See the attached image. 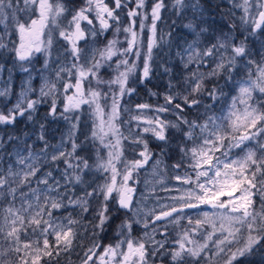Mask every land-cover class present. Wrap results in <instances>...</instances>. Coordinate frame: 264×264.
Wrapping results in <instances>:
<instances>
[{"label": "snow or ice", "instance_id": "1", "mask_svg": "<svg viewBox=\"0 0 264 264\" xmlns=\"http://www.w3.org/2000/svg\"><path fill=\"white\" fill-rule=\"evenodd\" d=\"M169 7L187 22L166 41L157 22ZM0 25V50L11 52L12 67L18 63L28 74L9 106L7 69L0 125L15 128L20 118L39 124L32 143L11 132L0 136V264H60L76 247L80 264L264 259V0H0ZM100 37L102 48L95 46ZM61 40L63 60L56 50ZM165 44L169 53L161 55ZM36 53L44 55L41 68L25 67ZM113 63L115 75L104 79ZM154 65L168 82L163 93L147 94L162 95L163 104L122 107L125 97L137 94L132 85L147 87ZM44 102L43 120L70 124L58 143L34 120ZM85 105L92 124L79 140ZM122 112L129 121H121ZM166 113L173 118H162ZM130 121L140 131L130 128L125 136L120 128ZM86 146L95 159L80 154ZM149 169L148 193L155 195L159 185L167 194L155 195L152 206L148 195H138L140 176ZM169 175L176 184L166 183ZM82 235L90 237L87 246Z\"/></svg>", "mask_w": 264, "mask_h": 264}, {"label": "rangeland", "instance_id": "2", "mask_svg": "<svg viewBox=\"0 0 264 264\" xmlns=\"http://www.w3.org/2000/svg\"><path fill=\"white\" fill-rule=\"evenodd\" d=\"M76 3H79V0H75ZM150 2V0H149ZM168 3L171 2V0H167ZM173 10L171 9V7H169L167 10H165L164 12H162V19L160 21L157 22L158 25V35H164L165 40L167 41L169 38L167 36V33H169L170 31L173 32L174 34L176 33H181L184 29L182 28V23H186L187 21H183L180 22V19L178 16L173 15ZM172 12V13H171ZM168 16L169 19H168ZM123 18V17H122ZM168 19V22L166 21ZM176 21V24L174 27L172 26V22ZM126 22V20H125ZM177 22H180L179 25H177ZM146 23H150V21H147ZM3 31V26L0 25V32ZM185 31V30H184ZM105 36L107 37V39H112L113 38V33L111 31H109L108 33H105ZM6 38V42H7ZM10 39H16V37H10ZM118 39L121 41V44H123L124 42V36L123 34L119 35ZM100 43L96 44V47H103V44L106 43V40L104 37H100ZM60 43H63V41H59V43H57L56 45V50L59 51V53L61 54V60H63V49L60 48ZM120 45H118L119 47ZM123 46H126V44H123ZM9 47H11V44H9ZM146 51V47L142 48V52ZM154 51H161L160 49L154 50ZM177 51V49L175 47H173L171 49V53H175ZM0 53H2V55H0V65H5L6 66V70L0 72V88H3L6 86V81H8L9 79V74L7 69L11 68L12 69V73H11V83H10V87L12 89V95L9 98V106H11V104H14L17 101V98L20 95L21 89L25 87V81L28 79V74L21 71L19 64L17 63L16 67L13 68V60L10 58L12 56L11 52H5L3 50H0ZM169 53V49L167 44L164 45L163 50L161 52V55L167 54ZM57 54V52L54 50V56ZM167 58V57H166ZM115 57L113 58V61H115ZM131 59H135V57H130ZM43 60H44V55L42 53H36L33 57L32 60V64H25V67L31 68L33 65L39 69L41 68L42 64H43ZM170 63H176L177 59L176 58H171ZM137 63L139 64L140 62L137 61ZM156 63L159 64L160 63V57L156 58ZM155 65H154V73L155 71ZM114 68H115V64L113 63L112 68H109L107 70L106 73H104V79H109L111 76L115 75L114 72ZM208 68H204L202 69V71H208ZM161 73V70H158V74ZM140 71L139 69H137L135 75L133 77H131V80H135L137 76H139ZM34 79L32 80V86L34 88H36L37 90L40 87L41 81L38 77H36V74L33 73L32 74ZM164 79H158L156 78V76L154 75V77L151 79L150 82H146L147 87H145L144 85H137L134 84L132 86L137 88V94L132 95L130 98L129 97H125L124 100L121 101V106L122 107H131L134 110V105L135 103H139V102H148V103H152V104H163V96H148V89H151L152 91H156L159 93H163L166 90V85L168 82V78L167 76L161 75ZM162 81V82H161ZM221 84H223V81H220ZM38 94V93H37ZM28 97L30 99H36V95L32 94V93H28ZM130 101V103H126ZM110 103V101H109ZM84 111H82L80 113L81 115V124H80V131L77 133V136L79 137V140H83L84 137L82 135V133L84 132H89L90 128H91V124H92V119L91 116L89 114V112L87 111L88 106H82ZM57 108L58 111H62L63 110V104L60 102V100L57 101ZM49 109V102H44L41 103L37 106V112L34 114V118L38 117L39 119H42L45 114L48 112ZM149 115H151L152 113H148ZM162 118H164L165 116L168 119H172L173 116L171 113H166V114H160ZM22 122H25V118H20ZM121 121H129L130 117H129V113L127 112H122L121 113V117H120ZM43 120V119H42ZM52 123L51 127L49 126V123ZM43 123H45L46 129H47V135L51 141V143H58L60 141V138L63 134H65L67 132V130L70 127L69 122L64 121L63 119L57 117V118H53L51 116H49L46 120H43ZM19 123L16 124L15 128L12 127H8L5 128L4 126L0 125V136L4 135L5 132H11L14 135L20 136L21 139H26L29 143H32L33 141L36 140V135L39 132V127H34L31 126V123L28 122V125L25 126L24 123L23 125H21V127L19 128ZM131 128L132 133H138L140 131L139 128L136 127V122L135 121H130L128 124H122L121 125V132L127 136L129 135V129ZM27 132L29 135L27 137H25L23 135V133ZM79 142V141H78ZM37 148L40 147V143L37 142L35 145ZM88 147V152H81V155H87V154H92L93 155V159H95V155H94V151L91 149L90 146H86ZM152 147H156L155 143H153ZM125 155L128 156L129 158H131V153L127 150V142H125ZM175 157H173L172 160H169L167 157H165V162L167 164H171L174 162ZM61 167H63V165H61ZM169 173L171 174V168H169ZM97 176H99V174H96ZM140 180L141 183L138 185V195L139 193H145V195H148V200L147 203L149 206H152L155 202V195H159L160 197H165L167 194L160 191V186L156 185V193L155 195H151L148 193L147 189L145 188V184L144 181L147 180L149 182H151L153 180V177L151 175V170L149 169L147 172L142 173L140 176ZM101 182V181H98ZM166 183L169 186H172L174 184H176L175 181L171 180L170 175L169 177H166ZM204 211H208L209 209L207 207H203ZM193 214V213H190ZM87 214H85L86 216ZM89 218L91 219V216L89 215ZM91 231V229H89ZM175 230H173L172 233V237H175ZM111 236V233H110ZM81 240L83 241L84 245L87 246L88 244H90L91 240L89 236H84L82 235ZM89 241V243H88ZM105 243H107L108 241H104ZM79 248V247H77ZM79 252H82V250H78L75 248L74 251H72L71 253L75 254V256L78 257ZM82 254V253H81ZM71 258H73V256L71 255ZM254 259V264H264V259H262L261 256H256ZM72 260H69L68 262H71Z\"/></svg>", "mask_w": 264, "mask_h": 264}, {"label": "trees", "instance_id": "3", "mask_svg": "<svg viewBox=\"0 0 264 264\" xmlns=\"http://www.w3.org/2000/svg\"><path fill=\"white\" fill-rule=\"evenodd\" d=\"M173 12V11H172ZM171 12V13H172ZM169 17L170 16H168V19H169ZM168 19L166 20L167 22H168ZM181 22V21H180ZM180 22H177V25H179L180 24ZM171 27H174L173 26V24H172V26ZM184 31V30H183ZM182 31V32H183ZM158 70H159V68H157V67H155V76H156V78H160V79H164L161 75H159L158 74ZM168 78V77H167ZM162 82V81H161ZM34 120H36V121H39V122H43V120L42 119H39L38 117H36V118H34ZM19 128L21 127V125H23V123H24V125L25 126H27L28 125V122L27 121H25V122H22L21 121V119L19 120ZM31 123V126H34V127H39V124L38 123H36V124H33L32 122H30ZM51 125H52V123L50 122L49 123V126L51 127ZM86 218L87 219H90L89 218V214H87L86 215ZM89 232H90V230H89ZM110 235V234H109ZM84 236H88V235H84ZM106 241V240H105ZM72 256H73V258H71V255H67V254H65V255H62L61 257H60V264H75L77 261H78V259H77V256H75V254L73 253L72 254ZM69 260H72L71 262H68Z\"/></svg>", "mask_w": 264, "mask_h": 264}, {"label": "flooded vegetation", "instance_id": "4", "mask_svg": "<svg viewBox=\"0 0 264 264\" xmlns=\"http://www.w3.org/2000/svg\"><path fill=\"white\" fill-rule=\"evenodd\" d=\"M80 240H81V238H80ZM88 243H89V241H88ZM76 249H78V250H80L81 251V248L79 247V248H77L76 247ZM82 252H79V254H78V257H77V259H78V261L75 263V264H80V257L82 256V254H81ZM67 255H72V253H69V254H67Z\"/></svg>", "mask_w": 264, "mask_h": 264}]
</instances>
